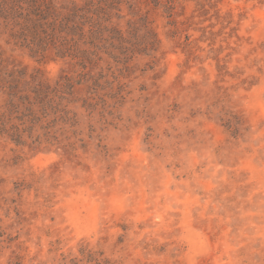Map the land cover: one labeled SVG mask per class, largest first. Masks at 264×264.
Here are the masks:
<instances>
[{
    "label": "rangeland",
    "instance_id": "374dc122",
    "mask_svg": "<svg viewBox=\"0 0 264 264\" xmlns=\"http://www.w3.org/2000/svg\"><path fill=\"white\" fill-rule=\"evenodd\" d=\"M96 2L86 69L0 32L6 72L74 85L50 144L0 88V264H264V0Z\"/></svg>",
    "mask_w": 264,
    "mask_h": 264
},
{
    "label": "trees",
    "instance_id": "16d2710c",
    "mask_svg": "<svg viewBox=\"0 0 264 264\" xmlns=\"http://www.w3.org/2000/svg\"><path fill=\"white\" fill-rule=\"evenodd\" d=\"M51 1L0 0V32L7 34L16 45L28 49L32 57L48 50L52 44L50 38L60 35L63 41L66 37L64 44L57 49L56 57H69L86 69L88 56L99 50L97 36L100 40L106 28L104 25L100 27L95 19L101 12V4H96L95 0L73 3V7L63 14L58 9L54 11ZM82 46L86 48L82 49ZM11 71L6 72L3 65L0 67V73L7 75L0 76V88L5 95L4 107L16 114L19 121L18 126L9 129L14 143L23 145L21 142L25 135L40 143V135L34 136L39 129L50 144L55 126H73L71 119L67 122L68 111L54 107L61 90L72 91L74 85L70 76H63V81L52 85L47 81H36L33 76L27 80L25 73L15 75Z\"/></svg>",
    "mask_w": 264,
    "mask_h": 264
}]
</instances>
